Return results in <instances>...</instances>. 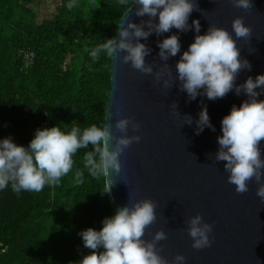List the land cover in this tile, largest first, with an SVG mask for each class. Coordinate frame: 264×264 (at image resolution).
Returning a JSON list of instances; mask_svg holds the SVG:
<instances>
[{"label":"clouds","instance_id":"1","mask_svg":"<svg viewBox=\"0 0 264 264\" xmlns=\"http://www.w3.org/2000/svg\"><path fill=\"white\" fill-rule=\"evenodd\" d=\"M232 2L235 7L245 10L252 7L251 0ZM116 4L125 9L116 29L117 34L91 49H85L92 61H99L101 56L114 59L121 54L123 63H130L134 69L152 75L154 67L145 61L152 49L141 43V39L147 40L153 33L159 37L173 28L179 33L194 31V41L175 65L178 87L187 93L190 101L196 100L198 95L215 101L224 98L230 91L237 96L244 93L248 97L239 107L233 105L229 114L222 118V135L217 137L219 149L214 158L216 162H224V171L229 174L228 182L235 185L236 192L248 191V182L255 178L259 184L256 194L264 200V182H261L264 180V157L259 148L264 139V100L258 99L264 94V74H258L255 79L249 76L244 83L236 84L242 70L251 71L250 62L241 58V49L237 47V39L249 37L251 29L241 17H236L232 21L234 36L216 26H209L204 34H200L198 19L188 23L191 13L199 8L197 0H116ZM77 6L78 0H67L69 10ZM133 6L134 16L147 15L149 19L139 24L129 19L125 25V14ZM157 47L159 59L164 63L155 71V80H163V87L167 88L172 81L167 61L180 53V37L178 34L167 36L157 41ZM173 106L177 109L176 102ZM184 117L186 124L193 123L191 115ZM195 123L197 135L206 127L216 130L206 105L202 106ZM129 126L133 132L139 129L131 118L123 117L114 125L121 133L119 136L114 135L106 123L86 128L73 125L70 129H62L58 124L36 129L27 146L16 144L11 136L0 139V191L10 187L19 195L24 191L38 193L46 185L58 186L61 178L73 169V157L78 150L88 149L91 145V150L84 154L83 168L93 178H104L101 193H109L113 186L108 180L109 171L119 174L120 155L131 143L141 139L139 135H127ZM76 175L81 178L83 172ZM155 209L156 205L150 199L135 201L105 217L99 230L92 227L82 230L79 235L83 246L91 252L79 264H184L183 255H176L171 262L159 255L156 244L167 238L163 230L156 231L150 241L142 238L145 229L157 219ZM188 225L193 248L203 249L211 245L209 234L212 225L204 222L200 214L190 217Z\"/></svg>","mask_w":264,"mask_h":264},{"label":"water","instance_id":"2","mask_svg":"<svg viewBox=\"0 0 264 264\" xmlns=\"http://www.w3.org/2000/svg\"><path fill=\"white\" fill-rule=\"evenodd\" d=\"M197 3L199 8L191 13L188 23L198 19L200 34L209 26L232 33L236 17H241L251 29L249 37L237 39L240 56L250 62L251 71L242 70L236 84L244 83L249 76L255 79L264 74V0H251L252 7L247 10L235 7L232 0H197ZM134 12L135 6L125 14V25L129 19L137 24L149 19L147 15L136 17ZM172 34L179 35L181 51L167 61L172 81L165 88L163 80H155V71L164 63L158 56L157 41ZM195 35L192 30L179 33L173 28L159 37L153 33L147 40L141 39L152 49L145 57L146 63L154 67L152 75L123 63L121 54L112 59L105 123L119 136L121 133L114 127L116 120L129 117L139 129L133 132L129 126L127 135H139L141 139L120 155L119 174L109 171L108 180L113 184L109 201L114 213L135 201H153L157 219L145 229L142 238L150 241L156 231L163 230L167 238L157 242L156 247L159 255L169 262L179 254L185 257L184 264H264V200L256 194L259 184L253 178L248 182V191L236 192L235 185L228 182L224 162H216L214 158L219 149L217 137L222 135V118L233 105L239 107L248 97L230 91L215 101L202 95L190 101L187 93L180 91L175 65ZM258 99L264 100V94ZM204 105L216 130L206 127L197 135L195 121ZM185 115L192 116L191 125L185 123ZM259 148L264 157V139ZM197 214L212 225L211 245L203 249L192 247L193 240L187 231L189 218Z\"/></svg>","mask_w":264,"mask_h":264},{"label":"trees","instance_id":"3","mask_svg":"<svg viewBox=\"0 0 264 264\" xmlns=\"http://www.w3.org/2000/svg\"><path fill=\"white\" fill-rule=\"evenodd\" d=\"M66 3L0 0V139L27 146L38 128L105 123L112 59L94 63L85 49L116 35L125 9L116 0H78L71 10ZM90 150H78L58 186L0 191V264H79L90 254L79 233L114 214L104 178L83 168Z\"/></svg>","mask_w":264,"mask_h":264},{"label":"built area","instance_id":"4","mask_svg":"<svg viewBox=\"0 0 264 264\" xmlns=\"http://www.w3.org/2000/svg\"><path fill=\"white\" fill-rule=\"evenodd\" d=\"M21 54L23 55V57L27 63H30L32 61L33 55L31 52L22 51ZM6 249H7V245L4 242L0 241V254L4 253L6 251Z\"/></svg>","mask_w":264,"mask_h":264}]
</instances>
